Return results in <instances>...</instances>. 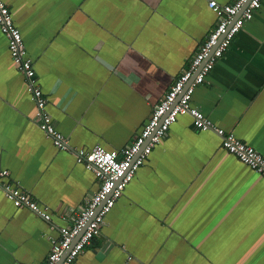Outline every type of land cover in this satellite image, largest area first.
<instances>
[{
	"label": "crops",
	"instance_id": "crops-1",
	"mask_svg": "<svg viewBox=\"0 0 264 264\" xmlns=\"http://www.w3.org/2000/svg\"><path fill=\"white\" fill-rule=\"evenodd\" d=\"M5 1L72 150L36 125L0 29V170L52 214L15 207L0 187V264H45L99 188L77 152L131 145L218 18L208 0ZM192 104L264 157V0ZM73 264H264V178L181 115Z\"/></svg>",
	"mask_w": 264,
	"mask_h": 264
},
{
	"label": "built area",
	"instance_id": "built-area-1",
	"mask_svg": "<svg viewBox=\"0 0 264 264\" xmlns=\"http://www.w3.org/2000/svg\"><path fill=\"white\" fill-rule=\"evenodd\" d=\"M262 2L263 0H234L231 4L222 5L217 0H208L209 7L217 15V25L200 46L190 65L154 108L151 118L132 144L121 150H107L96 146L91 152H77L78 163L95 172L99 188L87 205L73 217L71 225L60 229V238L53 244L45 264H73L85 248L92 244L100 235L107 215L123 196L137 171L148 160L155 147L168 136L171 126L181 115L190 116L196 130L216 133L226 151L264 178L263 155L237 139L232 132L216 127L192 104L196 88L205 82L245 23L252 20L256 11L262 7ZM0 29L7 38L15 67L27 81L31 99L36 105V125L53 140L57 148L71 151L67 138L53 123L47 109L48 98L39 84L22 32L5 0H0ZM9 175L8 170H0V187L5 197L15 207L27 208L46 221H51L49 208L41 206L29 193L11 184L8 181Z\"/></svg>",
	"mask_w": 264,
	"mask_h": 264
}]
</instances>
